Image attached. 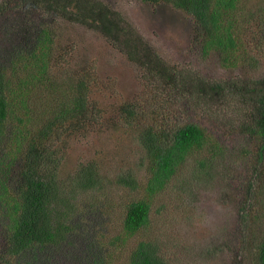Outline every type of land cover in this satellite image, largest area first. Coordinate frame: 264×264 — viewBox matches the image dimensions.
Segmentation results:
<instances>
[{"label": "trees", "instance_id": "obj_1", "mask_svg": "<svg viewBox=\"0 0 264 264\" xmlns=\"http://www.w3.org/2000/svg\"><path fill=\"white\" fill-rule=\"evenodd\" d=\"M141 1L171 4L190 15L202 52L216 54L222 68L247 73L257 68L248 42L256 33H247L264 28V0H255L259 11H248L246 21L238 14L245 0ZM14 9L40 11L97 31L141 73V92L115 107V121L125 136L136 133L145 160L143 195L126 203L122 212L125 240L143 234L125 264H172L162 255L158 238L147 232L152 199L185 172L210 176L228 147L221 137L231 139L237 132L257 183L247 182L241 200L233 258L245 264L247 254L250 264H264V184L257 180L264 176V76L214 81L170 65L101 0H0V15ZM28 39L7 65L0 61V264H13L36 249L56 250L73 230L80 195L99 190L105 178L96 160L78 164L60 178L63 163L53 149L55 140L84 131L100 114L93 78L83 69L62 72L63 55L52 58L49 27L37 26ZM194 110L199 115L192 116ZM220 110L229 112L221 115ZM113 182L132 191L141 185L130 171L118 173ZM88 255L92 264H108L105 253Z\"/></svg>", "mask_w": 264, "mask_h": 264}, {"label": "rangeland", "instance_id": "obj_2", "mask_svg": "<svg viewBox=\"0 0 264 264\" xmlns=\"http://www.w3.org/2000/svg\"><path fill=\"white\" fill-rule=\"evenodd\" d=\"M101 1L129 22L170 65L192 69L214 81L246 74L254 78L264 76L263 27H255L256 31L251 29L249 32H252L247 33H256L248 42L258 62L257 68L247 73L241 69L222 68L216 54L203 53L192 17L171 4L141 0ZM254 3L255 0L243 1V11L238 13L242 21L248 20V11H259V2ZM39 25L49 27L52 32L55 43L52 58L54 61L58 54L63 55L59 60L62 72L83 69L89 78H93L92 95L100 109L97 121L84 131L55 140L53 149L59 150L63 163L60 178H66L78 164L92 160L100 164V173L105 178L99 190L80 195L73 230L56 250L52 247L28 251V255L18 257L17 264L26 261L29 264H92L88 255L92 251L105 253L108 264H125L130 249L143 234L137 233L125 240L121 227L122 212L126 203L143 195L145 160L142 149L133 138L136 133L125 136L115 121L118 114L115 107L136 97L145 83L136 65L97 31L26 9L9 10L0 15L2 64L7 65L9 59L16 56L17 48L30 40L28 37ZM199 112L194 110L191 114L195 116ZM227 112L229 110L219 111L221 115ZM218 125L221 132H227L223 122ZM233 134L231 139L221 137V143L228 147L224 148L226 153L210 176L202 173L192 176L185 172L184 176L174 179L165 192L152 199L147 232L158 238L162 255L172 264H236L233 241L239 237L238 210L244 200L247 182L253 180V175L241 145L242 134ZM126 171L139 179L138 190L132 191L113 182L118 173ZM257 180L264 184V176ZM253 181L257 183L256 178ZM244 255L245 264H250L247 254Z\"/></svg>", "mask_w": 264, "mask_h": 264}]
</instances>
